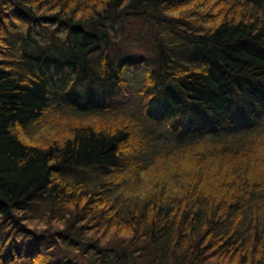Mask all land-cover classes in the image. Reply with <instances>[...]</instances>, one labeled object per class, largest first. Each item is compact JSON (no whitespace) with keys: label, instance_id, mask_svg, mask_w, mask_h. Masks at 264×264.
Segmentation results:
<instances>
[{"label":"trees","instance_id":"trees-1","mask_svg":"<svg viewBox=\"0 0 264 264\" xmlns=\"http://www.w3.org/2000/svg\"><path fill=\"white\" fill-rule=\"evenodd\" d=\"M0 264H264V0H0Z\"/></svg>","mask_w":264,"mask_h":264}]
</instances>
